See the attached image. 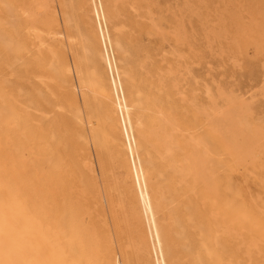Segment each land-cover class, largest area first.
Instances as JSON below:
<instances>
[{
    "label": "bare ground",
    "instance_id": "bare-ground-1",
    "mask_svg": "<svg viewBox=\"0 0 264 264\" xmlns=\"http://www.w3.org/2000/svg\"><path fill=\"white\" fill-rule=\"evenodd\" d=\"M115 9L0 0V264H264V119L220 87L181 120Z\"/></svg>",
    "mask_w": 264,
    "mask_h": 264
},
{
    "label": "rangeland",
    "instance_id": "rangeland-1",
    "mask_svg": "<svg viewBox=\"0 0 264 264\" xmlns=\"http://www.w3.org/2000/svg\"><path fill=\"white\" fill-rule=\"evenodd\" d=\"M111 1L117 11V23L121 26L125 24L124 33L130 35L135 44L145 48L142 51V55L146 56L142 68L143 73L148 78L153 77L151 79L156 80L154 84L158 85L163 90L160 93L165 95V98L167 97L166 106L173 104V110L176 111L178 117H181V120L184 115L186 118L189 115V118L192 119L194 117L192 113L196 114L195 117L201 116V110L208 111L209 108L217 104L219 108L220 106L222 108L223 104H229L225 103L228 101L225 99V95L234 97L237 94L235 97L239 98L238 101H241L240 98H242V101L245 100L252 106L254 115L251 113L249 120H256H251V123L261 124L263 122L264 20L261 13L262 7L259 6V2L256 3L258 0H254L256 3L253 2L254 5L251 0H109V2ZM120 3L121 5H119ZM177 29H180L182 34V38H178L179 41L177 36H174ZM251 30H255L254 33L251 32L252 39L262 42V44L258 43L257 45L252 40L247 45L240 46L242 35ZM184 67L189 68L190 71ZM167 72L170 74H166ZM172 72H175L176 76ZM159 74L163 80L165 79L161 84L160 78H158ZM175 80L178 83L176 86H174L176 82L172 84ZM164 82L165 84H163ZM173 87H178V89ZM182 88L184 89L182 90ZM207 88L210 89L209 92ZM219 89L225 97H220ZM231 89H233V93ZM176 90H180V92ZM205 90L208 94L212 91V95L209 96L212 97L215 94L213 98L217 102H214L211 97V101H208L209 97L206 95L207 92L205 94ZM229 92L231 93L229 94ZM216 96H218L217 99ZM182 97L185 98L181 99ZM188 99L192 104L188 103ZM223 99L226 101L223 102ZM220 102L223 104L220 105ZM182 106L185 107V110ZM228 106L224 108H228ZM186 109H188L187 112ZM197 109L200 110L199 114ZM38 113L40 112H36V114ZM178 135L180 137L181 133ZM180 140L184 141V137L181 136ZM183 141H179L177 147L180 148L176 147L175 149L176 158L179 161H182L185 155L189 154L188 150L192 149L190 139L187 143ZM221 156L225 159L226 155ZM222 170L221 168L218 174H221ZM242 175L248 179L242 185L247 191L246 193L250 194L249 192L255 190V185L250 179L252 174L247 175V171L241 168L239 171L240 181L243 180Z\"/></svg>",
    "mask_w": 264,
    "mask_h": 264
}]
</instances>
